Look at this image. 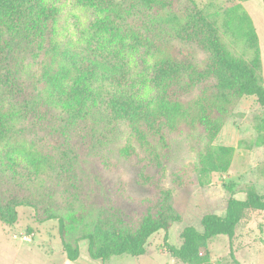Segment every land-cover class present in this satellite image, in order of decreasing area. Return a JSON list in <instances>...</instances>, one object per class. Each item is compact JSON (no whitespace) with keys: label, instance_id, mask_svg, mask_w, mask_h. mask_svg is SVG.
I'll use <instances>...</instances> for the list:
<instances>
[{"label":"trees","instance_id":"1","mask_svg":"<svg viewBox=\"0 0 264 264\" xmlns=\"http://www.w3.org/2000/svg\"><path fill=\"white\" fill-rule=\"evenodd\" d=\"M68 2L92 14L89 29L81 28L72 44L61 25ZM223 36L242 42L245 55H234ZM134 52L156 58L151 72L127 64ZM198 52L204 55L201 64ZM28 56L38 66L31 79L21 72ZM260 68L257 33L239 5L209 9L195 0H0L1 97L12 100L15 108L0 101V145L9 139L15 117L30 128L48 131V147L64 159L76 154L69 143L71 133L91 116L107 124L124 122L137 139L147 144L150 137L162 149L168 147L167 135L184 127L199 129L212 142L238 99L253 97L264 109ZM146 87L154 91V105L144 97ZM259 142L264 143V136ZM13 148H3L5 169L25 181L38 180L49 156L28 152L29 166H22L10 158ZM233 151L232 146L218 145L201 152L199 172L205 178L199 184L209 182V173L226 172ZM226 189L231 192L230 186ZM47 204L14 187L7 197H0V221L13 224L19 206L32 207L39 222L56 219L68 261L78 258L81 240L87 242L91 259L137 257L145 253L148 238L163 230L173 257L201 264L209 259L212 238L231 239L241 223L264 212V195L253 186L242 199L229 195L224 215L207 213L200 220L201 229L184 227L180 245L166 240L172 223L180 220L166 203L144 214L135 226L98 218L85 224L73 240L65 216Z\"/></svg>","mask_w":264,"mask_h":264},{"label":"rangeland","instance_id":"2","mask_svg":"<svg viewBox=\"0 0 264 264\" xmlns=\"http://www.w3.org/2000/svg\"><path fill=\"white\" fill-rule=\"evenodd\" d=\"M195 2L209 9L239 5L249 15L258 36L259 75L264 83V0ZM61 14L63 32L70 43L76 42L81 28L87 27L91 20V11L68 2ZM223 40L234 55H245L242 42L225 36ZM155 59L134 52L126 61L141 71L151 72ZM203 59L204 55L198 52L197 62L201 64ZM37 69L30 56L25 58L23 77L31 79ZM146 88L144 97L154 105V91ZM1 92L0 88L1 103L13 108L12 100L1 97ZM11 128L9 139L0 145V197H7L14 187H19L48 202L50 210L67 219L71 240L85 224L98 218L109 217L135 226L144 214L155 213L166 203L180 217L168 229L166 240L180 245L184 227L201 229L203 215H224L229 195L242 199L248 186L264 195V143L259 142V137L264 136V109L253 97L236 101L212 142L206 141L199 129L184 127L177 134L167 135L165 149L150 137L147 144L140 141L124 122L107 124L98 116H91L71 133L69 143L76 154L67 159L48 147L52 140L48 131L30 128L19 117L13 119ZM10 144L15 147L9 153L10 158L22 166H29L28 152L38 157L49 156V164L41 166L38 180L25 181L5 169L1 158ZM218 145L234 148L229 167L226 172L209 173V182L201 185L199 180L205 177L199 172V154ZM226 186L231 187V192ZM16 210L17 220L13 224L0 221V264H186L167 251L163 230L148 238L145 253L137 257L123 254L105 261L91 259L87 242L81 240L78 258L68 261L56 219L39 222L29 206ZM207 249L209 259L201 264H264V212L241 223L231 239L215 236ZM203 254L201 249L200 255Z\"/></svg>","mask_w":264,"mask_h":264}]
</instances>
